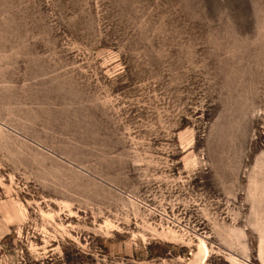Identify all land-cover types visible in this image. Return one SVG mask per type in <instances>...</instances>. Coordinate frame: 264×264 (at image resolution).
Listing matches in <instances>:
<instances>
[{"label": "rangeland", "instance_id": "1", "mask_svg": "<svg viewBox=\"0 0 264 264\" xmlns=\"http://www.w3.org/2000/svg\"><path fill=\"white\" fill-rule=\"evenodd\" d=\"M264 264V0H0V264Z\"/></svg>", "mask_w": 264, "mask_h": 264}, {"label": "bare ground", "instance_id": "2", "mask_svg": "<svg viewBox=\"0 0 264 264\" xmlns=\"http://www.w3.org/2000/svg\"><path fill=\"white\" fill-rule=\"evenodd\" d=\"M262 243L259 248V256L261 257L263 263H264V250L262 248ZM210 255L209 247L204 239L199 240L197 244V251L194 255V258L191 259L187 264H205L206 260L208 259ZM230 259L238 264H246L245 261H240L237 257L235 256H230Z\"/></svg>", "mask_w": 264, "mask_h": 264}]
</instances>
